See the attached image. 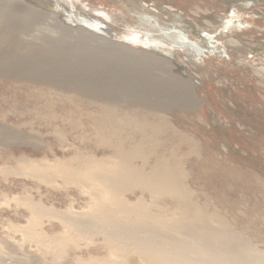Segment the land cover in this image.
I'll list each match as a JSON object with an SVG mask.
<instances>
[{
  "label": "rangeland",
  "instance_id": "rangeland-1",
  "mask_svg": "<svg viewBox=\"0 0 264 264\" xmlns=\"http://www.w3.org/2000/svg\"><path fill=\"white\" fill-rule=\"evenodd\" d=\"M26 1L37 9L55 8L60 14L76 13L77 20L98 21L101 29L81 21L73 26L107 39L109 46L142 54L146 64L168 78H157L152 89L154 79L145 75L150 83L129 90L124 88L127 79L101 85L96 79L102 75L93 74L89 81L77 75L79 81L70 74L73 65L50 63L45 65L48 72H41L36 63L20 62L18 52L9 50L17 33L22 36L16 30L21 31L23 22L0 12V264H105L107 225L98 224L105 230L99 234L97 227L78 230L73 222L67 226L59 217L41 214L47 206L83 220L101 200L100 181L79 183L63 175L66 169L47 171L27 162L76 153L115 158L118 149L129 150L139 142L133 164L143 166L144 159L150 170L158 159L167 160L178 170L182 194L133 188L132 194L123 193V200L134 203L141 194L152 215L169 218L181 216L175 203L183 196L198 218L232 228L253 249L256 263L264 264V64L257 65L264 60V0ZM44 27L46 33L53 30ZM202 39H208L210 49L202 46ZM38 40L34 47H41ZM230 40L245 44L243 54L253 53L239 58ZM168 231L166 237H175ZM128 252L119 253L128 259L118 258L120 264H142Z\"/></svg>",
  "mask_w": 264,
  "mask_h": 264
},
{
  "label": "bare ground",
  "instance_id": "bare-ground-1",
  "mask_svg": "<svg viewBox=\"0 0 264 264\" xmlns=\"http://www.w3.org/2000/svg\"><path fill=\"white\" fill-rule=\"evenodd\" d=\"M242 2H244V0H242ZM152 8L156 9L155 6H152ZM50 10L52 12L44 9L43 10L39 8L37 9L33 7L30 3H28V1L26 0H0V12H5V11L9 12L12 18L19 17L18 20H21L23 22L22 23L23 27H19L22 32L19 31L18 29L16 30L15 28V30L20 32L22 36H20V34L18 35L17 33L18 36L17 40L14 42V40L11 39L13 42L9 43V46L11 47L9 48V50L13 51L14 49L18 52L17 54L18 57L16 58L20 62L22 60L32 61V63H36V65H38L37 69H39V71L41 72L42 71L48 72L49 69L46 70L47 68L46 66H48L50 63H53L52 65H55L54 63L58 62L60 63L61 66L63 65V67L73 65L74 67L72 66L71 68H75V70L68 69L70 71V74L71 73L75 74L73 75V77L79 75L81 79L83 78L85 79V81H89L90 79L89 77H91V75L93 74H97V76L102 75L101 80L96 79L101 85L104 82H109V81L120 82L123 79H127L129 82L126 84L127 87L124 85L125 86L124 88H127L129 90L140 87V85L145 86L148 82L150 83L149 80L148 82H146L147 79L146 76L154 79L152 83L153 87L148 84V86L152 87V89H154L155 87L154 83L156 82L155 80L157 78L160 77L168 78L166 72L158 70L146 64L142 54L132 53L126 47L117 48L114 46H109L107 44V39L104 40L97 39L95 37L83 33L81 30H75L74 27L75 25L79 24L78 22L81 21V24L89 25L90 27L92 25V28L101 29L102 25L98 21L88 17L87 19L86 18L84 19V17H82L80 20H77L78 15H76V13L74 15L63 14V13L60 14V13H56L57 9L55 8L53 10L52 9ZM14 20L16 21V18ZM83 20H86V22ZM68 21H70L69 22L70 25H67L66 22ZM19 25L22 26L21 23ZM42 25L44 26L49 25L50 27H52L53 30L51 31L48 30L49 32L46 33L45 29L43 30L44 26L42 27ZM2 27L3 26H1V28ZM2 29L4 30V28ZM26 33L27 35H29V37L27 36L29 40H26L27 38H25L24 36ZM91 33H93V31ZM33 38L36 40L39 39L38 43L41 44V47L33 46L34 45ZM202 40H204V42H202L203 44L202 46L206 47L207 50L210 49L211 45L208 39H202ZM231 40L230 43L234 45L235 47L234 50L235 49L237 50L236 53L238 54L239 58L242 59L245 57L246 54L253 53V51L249 50L248 53L243 54L245 49L243 45L245 44L240 41L231 42ZM5 41L6 40H4V43ZM81 41H84L85 45L78 44ZM6 45L7 47H9L8 44H5V48ZM21 45L26 46L27 49L29 50L27 49L26 50L24 49L25 51L21 50L22 49ZM250 46L253 47L252 45ZM44 48H47V50H45ZM35 51H40L43 53H38V52L36 53ZM1 52H3L2 49ZM258 53L262 54L261 52ZM13 54L16 53H14L13 51ZM10 60L13 61V59ZM259 61L260 62L257 63V65H259L260 63L264 64V60L260 59ZM97 62L100 68L94 70V68L97 66L96 65ZM11 64L13 65V63ZM93 65L96 66L94 67ZM101 66H104L106 70L105 68L104 69L101 68ZM134 66H136V71L142 74L141 77L139 76L136 77L135 74L130 72L131 70H134L133 69ZM52 68L54 67L52 66ZM49 75H51V73ZM130 76L132 79L130 78ZM77 78L79 80L78 76ZM140 148H141V143L139 142L136 144V146L135 145L134 147L132 146V148H130L129 150L118 149L116 152V156L114 155L115 158H112L111 156H109L108 158L106 156L105 158L103 157L104 159H99L100 157L96 158L91 154L90 155L88 154V156H84L80 153H76L67 159L56 157L53 160L51 159L48 160L46 158H42L40 160H32V159L29 161L27 160L28 162L27 161L26 162L29 165L32 166L39 165L42 167L43 170H47V171L52 170V168L60 169V167L62 169H66L65 173L62 174L67 175L66 178L69 179L73 178L77 180L78 178L79 183H81L80 179L85 181L86 180L88 181L96 180L95 182H97L98 180L100 181V185H99L100 187L99 188L97 187L98 188L97 196H99L101 200H98V204L95 206V208L92 209L93 211L90 214L88 213L87 215H85L84 218L85 220L84 219L78 220L76 219L77 217L73 218L70 215L66 216L65 214L62 213L63 210L62 212L59 210L62 214L56 212L58 209L56 211H51L49 208H47V206H45L46 209L45 208L41 209L42 212L45 211L44 213L41 212V214L43 215L45 213L47 214L50 213V215H53V217L54 216L59 217L63 219L65 223L66 222L69 223L67 224V226L70 224L73 225L74 223V227H76L78 230H82V228L85 229L89 227L92 228V226L97 227V229H95L97 233L99 231H101V233H105L104 231L107 230L106 231L107 240H108L107 242L109 244L107 245L109 255L108 254L107 255L109 258L106 260V262H104L105 264H120L121 258H125V260H128L127 256H122L121 254H119L123 252L125 253V250L127 252L128 251L133 252L136 257L138 256L137 258L138 260L141 261L142 264H257L256 263L257 256L254 253L250 252L253 249L250 247L249 244L243 243L241 240H239L237 233L234 232L232 228H228L227 225L222 227L220 226L219 223L216 224L214 222L213 223L215 225L213 226L212 222L208 223L207 221L205 222L202 218H198L197 210L196 211L191 210L192 209L191 206L192 207L194 206L189 205L188 201L185 202L183 196L179 195V199L181 200H179L178 203H175L174 201V203L177 205V209L180 212L181 216L179 217L177 216V214L175 215V213H173L174 215L173 216L170 215L171 217L169 218L168 217L160 218L159 215H158L159 217H155L154 215H152L149 210L150 209L149 206L148 209L147 204H145L146 202L143 203L144 197L143 198L140 197L141 194L137 198V202L133 203L131 200H130L131 202H128L127 200H123L124 199L123 193H127V191L129 192L133 188L134 189L138 188L140 189L141 192L150 190L151 192L154 193L171 192L174 193V195L175 194L177 195L179 193L182 194L183 188H181V184L179 183L178 180L179 177L177 179L178 170L175 168L176 166L171 167L170 165H167V163H164L167 160L162 159L160 161V159L157 158L159 162L157 163L155 162L156 164L153 167L150 166L151 167L150 170L145 169L147 162L146 160L142 159V156L141 159L143 162L142 161L141 162L143 166H136L133 164V160L137 155H139ZM75 161H77V163ZM74 162L76 164H74ZM39 166L37 168H39ZM53 171H56V169H54ZM61 171L63 172L64 170ZM57 172L59 173V171ZM53 179L54 178H52V180ZM70 181L73 182V180ZM84 186L82 184V187ZM97 188L94 189L97 190ZM130 192L129 194H132ZM122 201H125V203ZM30 204H32V206L35 205L34 203H30ZM176 205L175 206L173 205V208H176ZM34 207L31 208L33 209L32 211L33 214H34V209H36ZM41 207L43 208L44 206L41 205ZM154 208H156V206ZM161 210H159V212H162ZM35 214L39 215L37 211H35ZM83 215L84 214H82V216ZM162 215H165V213ZM100 222L102 223V225L103 224L107 225L105 230H102L103 227L99 226L101 225ZM71 227L73 228V226ZM74 229L73 231L76 232L77 230ZM163 229H166L167 231L169 230L170 233L172 232V235L175 237H172L171 235H170L171 237L170 236L166 237L165 234L167 231H164ZM163 231L165 232V234H163L164 233ZM123 233L127 234L125 238H121L120 236Z\"/></svg>",
  "mask_w": 264,
  "mask_h": 264
}]
</instances>
